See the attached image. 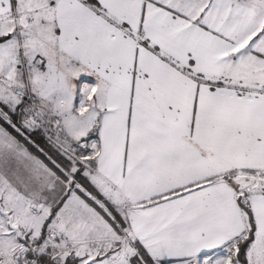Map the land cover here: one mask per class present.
Here are the masks:
<instances>
[{"label":"snow or ice","instance_id":"6c2138e0","mask_svg":"<svg viewBox=\"0 0 264 264\" xmlns=\"http://www.w3.org/2000/svg\"><path fill=\"white\" fill-rule=\"evenodd\" d=\"M0 264H264V0H0Z\"/></svg>","mask_w":264,"mask_h":264}]
</instances>
